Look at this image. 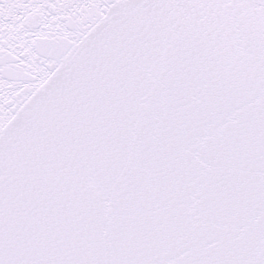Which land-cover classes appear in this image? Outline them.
<instances>
[{"label": "snow or ice", "instance_id": "1", "mask_svg": "<svg viewBox=\"0 0 264 264\" xmlns=\"http://www.w3.org/2000/svg\"><path fill=\"white\" fill-rule=\"evenodd\" d=\"M0 264H264V0H0Z\"/></svg>", "mask_w": 264, "mask_h": 264}]
</instances>
